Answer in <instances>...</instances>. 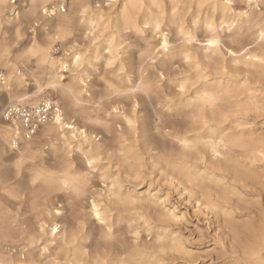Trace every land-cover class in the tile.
<instances>
[{
    "label": "clouds",
    "instance_id": "clouds-1",
    "mask_svg": "<svg viewBox=\"0 0 264 264\" xmlns=\"http://www.w3.org/2000/svg\"><path fill=\"white\" fill-rule=\"evenodd\" d=\"M0 264H264V0H0Z\"/></svg>",
    "mask_w": 264,
    "mask_h": 264
}]
</instances>
